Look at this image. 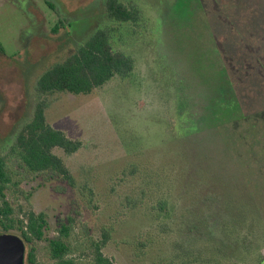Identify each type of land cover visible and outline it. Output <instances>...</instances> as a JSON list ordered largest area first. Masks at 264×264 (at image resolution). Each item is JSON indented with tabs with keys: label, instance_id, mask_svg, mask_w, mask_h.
<instances>
[{
	"label": "rangeland",
	"instance_id": "1",
	"mask_svg": "<svg viewBox=\"0 0 264 264\" xmlns=\"http://www.w3.org/2000/svg\"><path fill=\"white\" fill-rule=\"evenodd\" d=\"M107 1L0 0V157L12 176L10 204L46 214L48 238L69 219L79 264H94V243L111 223L104 255L114 264H264V0H121L139 11L137 24L111 20ZM100 30L133 71L87 95L39 94L42 73ZM40 100L47 122L82 142L65 157L74 187L11 156ZM134 168L143 174L129 177ZM147 173L162 188L172 180L170 197L183 195L177 218L189 220L153 225L143 210H128L153 186ZM204 212L211 226L193 219ZM223 222L247 228L214 240L208 226L219 235ZM11 237L21 240L0 230V242ZM140 240L139 257L131 243ZM34 247L37 264H51L46 243Z\"/></svg>",
	"mask_w": 264,
	"mask_h": 264
},
{
	"label": "trees",
	"instance_id": "2",
	"mask_svg": "<svg viewBox=\"0 0 264 264\" xmlns=\"http://www.w3.org/2000/svg\"><path fill=\"white\" fill-rule=\"evenodd\" d=\"M106 9L109 18L115 22L137 24L141 19L136 7L124 5L121 0H108ZM61 27L62 22L59 21V24L53 28V32H57ZM133 66V60L129 56L113 49L110 37L106 32L96 31L66 60L44 71L36 82V91L41 95L50 93L87 95L102 87L114 76L120 78L128 76L133 71ZM46 108L45 101L36 102L30 120L23 125L15 137L10 148L11 156L30 173L51 172L70 187H74V179L65 157L78 153L82 149V142L70 139L64 132L53 128L45 118ZM128 173V176L131 177L139 173L143 174V170L134 168ZM146 176L148 178L153 177L150 173H147ZM152 180L153 186L147 187L144 184V188H140L138 191L140 195L138 201H132L128 210H143V216L153 225H161L166 220L176 222L189 220L188 217L177 218L179 210L176 202H182L183 195L180 193L178 196H174V201L170 197L172 180H165L163 188L155 177ZM12 185V176L7 168V163L0 157V230L7 234L17 233L23 240L27 247L25 262L37 264L34 245L44 242L47 245L51 264H79L73 257L69 242L71 221L68 219L65 223L60 224L56 231L58 235L48 238L47 234L50 227L46 214L36 213L30 208L23 210L21 206L17 209L12 207L7 198V192ZM180 189L182 190V187ZM29 197L28 194L25 198L28 200ZM185 211L193 212L192 209ZM243 215L247 216V212ZM207 218L208 216L204 212L199 218L193 219L204 221L210 225ZM126 222L125 220L124 225ZM116 224L111 223L110 226L102 228L101 237L94 243L92 250L94 264H114L112 258L109 259L104 255V249L112 239ZM240 227L243 226L233 228L232 225L223 222L219 235L214 234V228L209 226L207 234H210L214 240L225 237L226 239H238L243 235V230H239ZM243 228L245 230L247 227ZM145 229L144 233L146 234L154 232L153 226H147ZM252 239L253 237L250 241ZM131 245L138 256L141 254H139L138 249L145 246L141 240L135 241ZM212 257L215 256L212 255Z\"/></svg>",
	"mask_w": 264,
	"mask_h": 264
},
{
	"label": "water",
	"instance_id": "3",
	"mask_svg": "<svg viewBox=\"0 0 264 264\" xmlns=\"http://www.w3.org/2000/svg\"><path fill=\"white\" fill-rule=\"evenodd\" d=\"M25 247L19 238H7L0 242V264H24Z\"/></svg>",
	"mask_w": 264,
	"mask_h": 264
}]
</instances>
